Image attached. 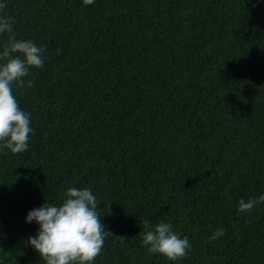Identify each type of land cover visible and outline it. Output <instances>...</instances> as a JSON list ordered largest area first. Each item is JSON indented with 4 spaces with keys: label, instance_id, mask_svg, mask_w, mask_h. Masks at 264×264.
<instances>
[{
    "label": "trees",
    "instance_id": "16d2710c",
    "mask_svg": "<svg viewBox=\"0 0 264 264\" xmlns=\"http://www.w3.org/2000/svg\"><path fill=\"white\" fill-rule=\"evenodd\" d=\"M6 2L46 51L13 85L32 132L0 148V264H45L26 216L71 187L114 234L94 264H264V202L238 210L264 195V0ZM145 220L187 236V256L150 253Z\"/></svg>",
    "mask_w": 264,
    "mask_h": 264
},
{
    "label": "clouds",
    "instance_id": "9594fccd",
    "mask_svg": "<svg viewBox=\"0 0 264 264\" xmlns=\"http://www.w3.org/2000/svg\"><path fill=\"white\" fill-rule=\"evenodd\" d=\"M84 5H92L95 0H83ZM7 2L0 3V36H6L3 51H0V148L12 154L27 151L31 128L30 113L21 109L13 91L25 87V78L32 69L44 67L46 49L37 46L32 40L16 38L13 22L5 13ZM33 82L27 81L31 87ZM60 205L47 201L39 208L28 212L26 222L39 225L37 235L28 243L39 253L45 264H94L101 254L105 240L114 235L102 223L98 211L99 202L88 188H68ZM264 202L259 198L239 201L241 213L251 212ZM143 227L142 243L150 253L159 254L169 261H179L191 250L187 236L181 238L170 223L160 222L150 228L147 220ZM225 234L223 228L216 230L210 240ZM123 242L127 237L119 236Z\"/></svg>",
    "mask_w": 264,
    "mask_h": 264
}]
</instances>
